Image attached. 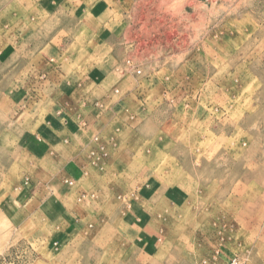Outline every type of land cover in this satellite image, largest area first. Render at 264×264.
<instances>
[{
	"label": "rangeland",
	"instance_id": "1",
	"mask_svg": "<svg viewBox=\"0 0 264 264\" xmlns=\"http://www.w3.org/2000/svg\"><path fill=\"white\" fill-rule=\"evenodd\" d=\"M43 21L106 132L77 169L0 100V264H264V0H0V36Z\"/></svg>",
	"mask_w": 264,
	"mask_h": 264
},
{
	"label": "crops",
	"instance_id": "2",
	"mask_svg": "<svg viewBox=\"0 0 264 264\" xmlns=\"http://www.w3.org/2000/svg\"><path fill=\"white\" fill-rule=\"evenodd\" d=\"M46 25V21H43V24L40 23L39 26L35 25L23 32L15 30L12 34H6L7 37L4 34L0 36V77L11 87L10 93L5 94L4 91L0 93V100L2 99L8 105L7 108L2 106L1 113L8 115L12 112L13 115H19L24 109L21 105L24 100H26L23 102L25 105L26 103L36 105L39 102L47 103L50 110L46 111L45 116L49 122L42 130L46 135L43 138L45 139L43 145L45 148L49 146L47 144L49 137L55 146H65L67 150L64 154L62 152L59 161L64 164H75V168L78 169V164L83 163L81 157L84 150L90 145L97 146L93 136L106 132L105 126L100 125L102 115L106 111L98 113V107H94L87 114L83 110L78 112L77 102L74 104L72 101L73 94L75 93L76 96L81 84L75 86V92L72 89L65 91L60 88L64 86L63 83L67 78L62 73V62L66 60H62L61 57L62 52H65V45L61 39L59 43L54 40L51 30ZM86 34L87 38H90L88 43L91 47V51L87 53L93 59L96 58V63L92 64L88 71L87 79L99 82L107 75H111L116 66L113 67L110 64L112 58L109 55L106 62L105 59L101 61L99 55L94 57L100 43L93 42L92 38L95 34L93 31ZM80 51H84V48ZM55 55L59 56L55 58ZM66 85L69 86V84ZM73 112L77 114L76 121L68 122L71 119L68 116ZM106 140L108 142L111 139H102L103 145H106ZM68 173L69 171L64 167L61 169L60 177H69L63 180L64 184L73 178Z\"/></svg>",
	"mask_w": 264,
	"mask_h": 264
},
{
	"label": "built area",
	"instance_id": "3",
	"mask_svg": "<svg viewBox=\"0 0 264 264\" xmlns=\"http://www.w3.org/2000/svg\"><path fill=\"white\" fill-rule=\"evenodd\" d=\"M231 264H236V263H235V260H234V261H232V262H231Z\"/></svg>",
	"mask_w": 264,
	"mask_h": 264
}]
</instances>
